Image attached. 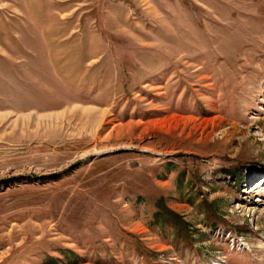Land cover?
I'll use <instances>...</instances> for the list:
<instances>
[{
  "label": "rangeland",
  "instance_id": "rangeland-1",
  "mask_svg": "<svg viewBox=\"0 0 264 264\" xmlns=\"http://www.w3.org/2000/svg\"><path fill=\"white\" fill-rule=\"evenodd\" d=\"M0 264H264V0H0Z\"/></svg>",
  "mask_w": 264,
  "mask_h": 264
}]
</instances>
